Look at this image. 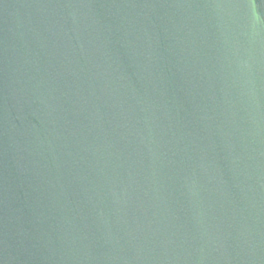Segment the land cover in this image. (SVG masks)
I'll return each mask as SVG.
<instances>
[{"label": "water", "instance_id": "95a60500", "mask_svg": "<svg viewBox=\"0 0 264 264\" xmlns=\"http://www.w3.org/2000/svg\"><path fill=\"white\" fill-rule=\"evenodd\" d=\"M0 264H264V0H0Z\"/></svg>", "mask_w": 264, "mask_h": 264}]
</instances>
